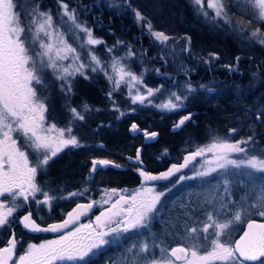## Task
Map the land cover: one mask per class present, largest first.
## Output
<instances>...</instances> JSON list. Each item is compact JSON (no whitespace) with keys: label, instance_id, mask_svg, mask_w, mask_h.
<instances>
[{"label":"trees","instance_id":"1","mask_svg":"<svg viewBox=\"0 0 264 264\" xmlns=\"http://www.w3.org/2000/svg\"><path fill=\"white\" fill-rule=\"evenodd\" d=\"M16 2L23 4L24 0ZM61 3L67 4L76 22L86 24L95 37L105 42L93 46L101 60L107 62L115 55L124 57L130 44L135 56L125 63H128L132 72L143 76L144 87L161 88V91L152 97V106L131 103L123 85L113 91L110 100L107 95L110 85L101 73H97L88 74L91 78L87 80L77 77L74 81V95L66 100L52 73L45 74L44 80L48 87L43 88V96L48 97V111L45 114L48 122L56 123L59 127L66 126L70 119L66 107L68 102L78 111L84 103L90 105L92 110L82 112L85 115L84 121L73 124V134L86 147L62 152L50 163L46 175L38 174L37 182L57 197L84 188L90 191L84 198L54 200L46 215L40 207L38 214H43L44 220L38 218L36 207L30 205L34 210L33 218L39 223L62 219L78 200L88 201L90 197L100 201L102 189L134 191L141 185L137 172L140 167L127 158L134 156L137 147H141L144 169L156 173L180 161L183 152L211 143L212 139L236 142L254 136L255 144L250 147L264 148V46L257 40H250L245 31L241 33L240 23H235L246 21L264 33V22L257 21L258 9L251 0L247 3L243 0H223L229 16L228 23L219 18L213 20L215 13L211 9H205L208 12L206 19L198 14L199 6L191 0H28L17 11L25 13L21 16L23 21L28 12H50L53 22L58 24L62 14ZM136 11L141 13L144 21L137 23ZM149 21L153 31H162L172 38L166 48L154 42L148 34ZM118 40L124 44L109 54L107 48L113 47ZM237 57H240L239 61ZM144 69L148 71L145 73ZM156 69H159V74ZM186 82H190L196 91L185 101L183 108L167 111L154 106L173 92L187 95ZM201 84L214 87L217 91L214 94L208 93L199 87ZM112 101H115L119 110H113ZM189 113L193 114L191 120L179 130H174V124ZM133 123L147 132H157V139L144 143L142 134L131 130ZM231 129L239 131L229 136ZM98 158L114 161L124 167L100 169L94 173V179L88 182L86 178L93 175L90 172L91 162ZM174 178L161 183L159 187L172 185ZM193 186L194 181L190 180L175 185L170 192L172 195L167 192L162 198L159 212L150 228L140 233H129L116 246H107L91 264H130L133 257L127 254L136 252L141 242L149 244V251L155 250L157 246L164 248L165 255L168 247L177 243L187 245L192 239L198 243L200 252L209 250L210 243L203 239L205 234L199 226L205 222L203 220H207V212L213 210L192 203L190 188ZM100 208L96 207L88 219ZM28 210L25 207L18 211L12 226L0 229V246L5 243L11 231L22 240L19 250L26 242L38 240L21 229L18 223L21 214ZM251 218L262 219L256 208L233 223L231 231L226 232L222 240L233 242L245 222ZM193 227L198 229L197 233L189 232ZM212 233L214 228L209 229V240L214 238ZM133 244L136 247L128 251Z\"/></svg>","mask_w":264,"mask_h":264},{"label":"snow or ice","instance_id":"2","mask_svg":"<svg viewBox=\"0 0 264 264\" xmlns=\"http://www.w3.org/2000/svg\"><path fill=\"white\" fill-rule=\"evenodd\" d=\"M191 2L199 6L198 14L207 19L208 12L205 10L204 0H191ZM27 3L28 0H24L23 4H18L16 0H0V229L10 228L15 214L28 207L29 210L18 221L22 228L32 233H53L57 238L45 240L39 244L28 243L26 250L16 256L17 247L22 240H18L13 232L12 238L7 239L6 246L0 247V264H56V262L91 264V261L98 259L107 246H116L129 233H140L150 228L159 211L162 198L167 193L157 191L151 186H143L135 191L117 188L102 189L100 190L102 192L100 201L89 197L88 203H77L59 223H50L46 227L37 223V219L33 218L34 210L30 207L31 203L36 205L35 211L38 215L41 206H47L50 211L54 200L84 198L90 191L89 188H84L82 191H72L66 196L57 197L51 195L49 190H45V187L37 182V176L38 174L46 175L50 163L62 152L86 147L77 135L73 134V124L84 121L85 115L82 112L87 113L92 110L90 105L84 103L78 111L68 102L66 107L70 119L67 125L58 127L56 123L46 124L48 97L41 96L37 88L46 89L48 87L44 76L49 71L59 82L60 92L66 100L74 95V81L77 77L86 80L91 78L88 75L89 71L92 74H103L116 90L126 81L133 87L142 84L143 76H138L123 63L125 59L131 60L135 56L130 44L127 46L128 52L124 57L112 56L110 62L103 61L95 55L93 46L105 42L95 37L92 29L86 24L76 22L67 4L61 3L63 14L73 20L74 40L81 52L85 53L86 59L82 58L77 47H73L63 39V33L48 31L53 27L50 12H28L27 15L31 19L27 23L23 21L21 16L25 13L17 9L23 8ZM254 3L259 10L256 16L257 21L264 22V0H254ZM207 9L214 11L213 20L219 18L225 23L229 22L223 0H207ZM135 19L137 23H140L145 18L139 11H136ZM147 32L154 42H158L165 48L168 41L172 39L162 31H153L150 21L147 23ZM41 33L49 39L56 36V44L45 43L41 38ZM258 33L260 29L253 31L249 39H255ZM188 40L190 44V38ZM258 43L264 46V39H259ZM122 44L124 42L118 40L113 47L107 48V52L113 53L115 48ZM236 59L239 61L240 57ZM65 61H70V63L65 64ZM147 71L148 69H144L145 73ZM155 71L159 74V69ZM199 87L211 94L217 91L214 87L203 84ZM145 88L146 95L139 94V91L134 96L130 94L133 104L152 106L151 98L159 93L161 88L153 89L146 86ZM185 91L187 95L182 96L173 92L166 103L154 106L168 111L181 109L196 88L190 82H186ZM107 95L111 100L113 92L110 91ZM112 104L113 110H119L115 106V101H112ZM192 115L189 113L182 117L174 124L173 129L182 128L186 122L191 120ZM257 119H260L259 114H257ZM131 130L137 131L138 125L133 123ZM238 131L239 129H231L229 136L235 135ZM143 134L146 139L158 136L157 132L144 131ZM254 144V136L236 142H229L228 139H212L211 143L189 151L183 156L182 163H174L166 171L158 174L144 169L141 149L136 150L134 159L132 157L127 159L130 162L141 164L137 172L144 185L167 181L181 170L188 168L198 157H205L207 154L211 156L201 166L203 170L195 171L192 176L180 175L177 183L186 179L204 180L217 173L218 170L226 173L229 166L237 171L242 168L250 169L251 171L246 173L247 176L253 173L264 174L262 156L253 154L245 155L243 158H232L233 154H247L250 151L249 146ZM30 156L32 157L31 162ZM109 167L119 169L121 165L107 159H93L90 169L93 175L87 177L86 180L91 182L96 171ZM223 183L225 193L230 195L229 181L224 180ZM38 194L43 199H37ZM113 197H116L114 202H112ZM109 204V207H104ZM230 204L233 205L232 208H229ZM98 206L103 210L95 216L94 221L90 220L87 224L79 223L82 217L87 216ZM240 207L242 206L237 202L232 200L225 202L221 198L219 206L207 212L209 223L203 225L202 231L205 234L203 239L209 241L211 250L200 254L199 245L177 246L171 247L165 255L163 254L165 249L161 247L159 258H152L146 264H214V262L264 264V222L251 219L247 223V229L238 240L234 242L222 240L223 235L231 231V225L241 220ZM252 207L257 209L261 218H264V196H261L258 204ZM210 228H214L215 231L211 234L214 238L209 240ZM197 231L195 227L190 229L193 234ZM135 247L136 245L133 244L128 251ZM148 250L149 244L143 243L140 251L147 252Z\"/></svg>","mask_w":264,"mask_h":264},{"label":"rangeland","instance_id":"3","mask_svg":"<svg viewBox=\"0 0 264 264\" xmlns=\"http://www.w3.org/2000/svg\"><path fill=\"white\" fill-rule=\"evenodd\" d=\"M243 1H244V3H247L248 0H243ZM251 2L253 4H255L254 0H251ZM204 7H205V9H207V1L204 3ZM208 10H210V9H208ZM38 12H43V11H38ZM61 12H62V14L59 17V20L57 22L58 24L53 22L52 29H48V31L63 33L64 34L63 39L66 40L69 44H72L73 47H77L78 52H81V50L77 46V43L74 40L75 29H74L73 20L69 16H65L63 14L62 7H61ZM30 19H31V17H29L27 15L24 21L27 23ZM37 19L39 20V17H37ZM235 23H240L239 26H240L241 33L243 31H245L246 35L249 37L251 36V33L257 29L256 27L249 25L246 21H239V22L236 21ZM40 35H41V38L44 40L45 43H52L53 45H55L57 42L56 36H53L51 39H49L48 37L44 36V33H41ZM259 39H264V33H262L261 31H260V33H258L257 37L255 39H252V40L258 41ZM37 48H38V45H37ZM95 55H97V54H95ZM81 56L83 59H86V55L84 52H81ZM118 57H120V56H118ZM110 61H111V58L107 62H110ZM125 62H127V59H125L123 61V63L129 67L128 63H125ZM64 63L68 64V63H70V61H65ZM48 73H51V72L49 71ZM88 74H92V73L89 71ZM103 78L105 79L104 75H103ZM107 83H109V82H107ZM108 85H110V89L108 90V93L110 91H112V92L116 91L114 85H111L110 83ZM122 85L125 88V95L130 99L131 103H132V100L130 98V94L132 96H134L137 94V91H139V94H141V95L147 94L146 88L142 84H137L135 87H133L131 83L126 81ZM37 91L41 96L44 95L43 94V91H44L43 88H37ZM169 98L170 97L167 96V97L161 99L160 101H158L156 103V105L166 103ZM151 100H153V98H151ZM136 104H138V103H136ZM48 123H50V122H48V120H46V124H48ZM13 135L15 137L16 134L14 133ZM18 143H20V142L18 141ZM249 148H250V151L247 154H239V155L233 154L232 158H243L245 155H253V154L260 155V156H262V158H264V148H261V147L253 148L250 146H249ZM210 156H211V154H207L205 157H198L195 162L191 163L188 168H186L183 172H180L174 178L175 180L172 183V185H168V186H165L163 188H160L159 187L160 185H157V184H148V185L141 184L138 187H136L135 190H137L143 186H151V187H154L157 191H166V193L168 192L170 194V192L173 191L175 185H177V184L179 185V184L185 182V180H184L181 183H177L180 175L192 176L195 171L203 170L201 166L204 164L206 159L210 158ZM31 159H32V157L30 156V162H31ZM249 171H251V170L247 169V168H242L239 171H237L236 169L232 168V166H229V169L226 173L223 170H218L217 173L212 174L210 177L205 178L204 180H201L199 178H197V179H186V180L194 181V186L190 188L191 189L190 193H191L192 200H193L192 203L194 205H196V204L197 205H204L206 208L208 207L209 210H214L215 208H217L219 206V203L221 202V198H223V200L225 202H227L228 200H232V201L237 202L239 205L242 206V207H240V211H241V214L243 213L245 215H241V217L249 215L251 213V210L253 209L252 206L254 204H258L261 196H264V174L253 173L251 176H247L246 173ZM224 180L229 181L228 187L230 189V195L226 194L224 191V187H225L224 183H223ZM170 195H172V194H170ZM104 198H107V197H104ZM37 199H43V197L38 194ZM115 199H116V197H113L112 202H114ZM78 201H80V200H78ZM31 205L36 207V205L34 203H31ZM9 206H11V204H9ZM109 206H110V204L105 205L104 207H109ZM41 207L43 208L44 215H46L48 210H49L48 207L47 206H41ZM232 207H233V205L230 204L229 208H232ZM245 209H247V211H245ZM101 210H103L102 207L100 208V210L96 214H94L92 216V218L80 220L79 223L87 224L90 222V220L94 221L95 216L99 215V212ZM23 215H24V213L21 214V216H23ZM44 215L39 213L38 218L44 220L45 219ZM203 221H205V222L201 226H199V227H201L200 228L201 232H203L202 231L203 225L205 223H209V221H207V220H203ZM237 222H235V223H237ZM214 231H215V229H214ZM189 232H190V230H189ZM55 238H57L56 234L48 235L47 237L38 238L37 241H28V242H26V244L23 245L22 248H20V250H18V251L16 250V251H17L18 255H20L23 253L24 250H26L28 243L39 244L45 240H51V239H55ZM188 242L189 243L187 245L186 244H181V245H183L185 247H193L194 245H198V243L193 241V239H192V241H188ZM143 243H145V242H141L140 245L138 246V248H136V252H133L132 254H127L129 256L132 255V257H133L130 264H146V262L148 260H151L152 258H159V256L161 255V253H160L161 247L157 246L155 248V250H153V251L148 250L147 251L148 254L144 256V254L146 252L140 251V247ZM177 244H179V243H177ZM19 246H20V244H19ZM173 246H175V245H172L171 247H173ZM171 247H168L167 250L169 251V249ZM209 250H211V248ZM203 253L204 252H200V254H203ZM61 263H70V262H56V264H61ZM222 263H225V262H222Z\"/></svg>","mask_w":264,"mask_h":264},{"label":"water","instance_id":"4","mask_svg":"<svg viewBox=\"0 0 264 264\" xmlns=\"http://www.w3.org/2000/svg\"><path fill=\"white\" fill-rule=\"evenodd\" d=\"M186 115H188V114H186ZM186 115H184V116H186ZM184 116H182V117H184ZM181 119V118H180ZM180 119L178 120V121H180ZM177 121V122H178ZM176 122V123H177ZM175 123V124H176ZM131 128V127H130ZM139 133H141L142 134V138H143V142L144 143H149V142H151V141H153V140H156L157 139V137H155V138H152V139H146L145 138V136H144V131H146V130H143V129H140V128H138V130H137ZM134 133H136V131H133ZM149 133H151V131L149 132ZM141 147H137L136 149H140ZM189 151H186V152H183V154H182V156H181V160L179 161V162H173V163H171V164H169L166 168H164L163 169V171H166L172 164H174V163H182L183 162V156L184 155H186L187 153H188ZM136 157V152H135V154H134V156L132 157L133 159ZM99 159V158H98ZM142 160V159H141ZM131 163H133V164H136V165H138L139 167H141V164H139V163H135V162H131ZM193 163V162H192ZM142 166L144 167L145 165H144V163H143V161H142ZM124 166H121V168H123ZM120 169V168H119ZM186 169V168H185ZM146 171H148V170H146ZM163 171H160V172H163ZM182 171H184V169L183 170H181V172ZM160 172H158V173H160ZM153 173V172H152ZM158 173H153V174H158ZM138 178H139V181H140V184H143L142 183V178L139 176V174H138ZM163 182V181H162ZM159 183H161V182H159ZM149 184H152V183H149ZM89 201H78V202H76L75 204H73V206L71 207V208H69L68 209V211H70L73 207H75V205L77 204V203H88ZM94 210V209H93ZM67 211V212H68ZM66 212V213H67ZM92 212V211H91ZM90 212V213H91ZM65 213V214H66ZM26 214V213H25ZM89 215V214H88ZM87 216H85V217H82L81 218V220H83V219H85ZM64 218H65V215H64ZM64 218H62V219H64ZM62 219H60V220H57L56 222H50V223H59ZM251 219H254V218H251ZM255 220H257V222H264V218H262V220H260V219H255ZM50 223H48V224H50ZM247 223H248V221L243 225V227L241 228V232L239 233V235L233 240V241H235V240H238L239 239V237L241 236V235H243V232L247 229ZM13 232L14 231H12L11 232V234L9 235V237L7 238V239H10V238H12V234H13ZM32 233V232H31ZM35 234V233H34ZM7 239H6V242H7ZM6 246V244H4V246H1V247H5ZM177 246H183V245H181V244H177V245H175V246H173V247H177ZM170 250V249H169ZM15 258V257H14ZM247 263H253V262H247Z\"/></svg>","mask_w":264,"mask_h":264},{"label":"flooded vegetation","instance_id":"5","mask_svg":"<svg viewBox=\"0 0 264 264\" xmlns=\"http://www.w3.org/2000/svg\"><path fill=\"white\" fill-rule=\"evenodd\" d=\"M155 184H157V185H160L161 183H155ZM27 212V211H26ZM25 212V213H26ZM25 215V214H24ZM35 219V218H34ZM37 223H39L38 221H37ZM47 224H48V222L47 223H45V224H41V226L42 227H46L47 226ZM20 228L21 229H23L22 228V226L20 225ZM24 231H26L27 233H29L30 235H33L34 237H37V238H42V237H44V236H47V234L49 235L50 233H43V232H39V233H31V232H29V231H27V230H25V229H23ZM51 235V234H50ZM17 238V237H16ZM18 239V238H17ZM6 240V239H5ZM4 240V241H5ZM19 240V239H18ZM6 242V241H5Z\"/></svg>","mask_w":264,"mask_h":264},{"label":"bare ground","instance_id":"6","mask_svg":"<svg viewBox=\"0 0 264 264\" xmlns=\"http://www.w3.org/2000/svg\"><path fill=\"white\" fill-rule=\"evenodd\" d=\"M138 180H139V178H138Z\"/></svg>","mask_w":264,"mask_h":264}]
</instances>
